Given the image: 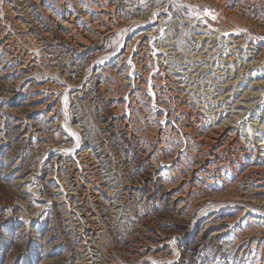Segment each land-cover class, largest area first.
<instances>
[{
	"label": "rangeland",
	"instance_id": "rangeland-1",
	"mask_svg": "<svg viewBox=\"0 0 264 264\" xmlns=\"http://www.w3.org/2000/svg\"><path fill=\"white\" fill-rule=\"evenodd\" d=\"M7 12L18 22L9 21ZM207 14L216 26L225 14L234 17L238 35L247 42L264 38V0H0V264H85V247L96 250L103 264H256L212 241L202 249L195 246L210 215H218L217 229L237 227L250 216L264 228L256 203L247 207L249 202L235 200L232 192L205 190L183 212L169 191L166 170L174 161L161 154L155 165L163 175L157 177L149 173L154 163L146 164L141 156L144 143L154 139L149 116L155 111L159 125L167 123L168 109L158 102L154 82L168 66L185 71L192 66L186 79L195 81L193 100L207 116L214 107L207 89L216 85L220 90L224 84L223 76L216 77L219 70H213L217 62L243 69L241 78L248 85L242 89L255 81L253 92L264 93V69H246L244 53H235L229 33L206 26ZM97 26L105 31L97 32ZM204 36L215 46L206 48ZM6 40L37 60L31 70H17L3 48ZM122 54L123 64L116 60ZM120 65L125 69L118 73ZM141 76L145 86L139 89L149 104L131 91ZM242 93L237 90L228 104L224 101L225 118L235 101L246 102ZM125 118L134 126L123 125ZM250 122L254 126L243 118L239 125L246 128ZM179 134L177 148L168 147L189 163V139ZM82 150L87 155L80 157ZM78 157L93 159L104 180L100 205L95 202L97 181ZM210 177L214 187L231 184L226 175L222 181ZM240 183L237 187H245ZM124 186L133 191L125 199ZM84 209L99 219L95 228L101 233L94 243L83 241L75 220L85 219Z\"/></svg>",
	"mask_w": 264,
	"mask_h": 264
},
{
	"label": "bare ground",
	"instance_id": "bare-ground-1",
	"mask_svg": "<svg viewBox=\"0 0 264 264\" xmlns=\"http://www.w3.org/2000/svg\"><path fill=\"white\" fill-rule=\"evenodd\" d=\"M6 16L8 17L9 21L18 22L17 20L15 21L16 18L11 13L7 12ZM203 17L204 23L209 27V29L211 28L216 33H229V43L231 44L232 49H234L235 53L237 54L241 52L244 53V56L246 58V69L251 67L264 69V38H254L252 41L250 40L251 42H247L244 36V38H242L237 33L239 30V21L235 20L234 17H230V15L228 16L225 14L222 19L219 20L220 22L218 23L221 24L218 26H216V19H214L212 16H208L207 14ZM65 25L66 23H64L63 26ZM97 30V32L105 31V27L97 26ZM203 38L204 39L202 40V43H206V36H204ZM207 38L210 39L209 36H207ZM7 40L4 41L3 44H1L4 45L3 48H5V50L9 53L8 58L10 59V61L13 64L17 63V70L21 71V74H23L22 72L31 70V67L34 66L37 60L30 56L29 53H26V55L23 56L24 53H20L18 49L15 50L12 43H9V41ZM214 41L215 40L208 41L205 44V47L207 45L209 47H214ZM208 46L206 48H208ZM168 49L174 48L170 47ZM28 52L31 51L29 50ZM118 54L120 53H117L116 55ZM199 54L200 52L197 55ZM125 56L126 54H122L120 55V57L117 56L116 60L119 63L123 64V57L125 58ZM222 61L224 62V64H226L224 59ZM14 65L16 66V64ZM120 66L121 67L117 69L118 73L120 72V70H122V67H124L123 65ZM168 67L169 70H161L163 76H159L158 78L155 77L154 82L156 94L159 96L158 102L161 104V107H165L164 110L168 109L167 123L159 125L158 120L161 116L159 117L157 113L155 114L154 111V113L148 118V121H152L153 123L151 133L153 134L154 139H148V141L144 143L145 145L142 146L143 152L141 156L143 161L146 164L154 163L153 167L155 166L153 169L150 167L151 169L149 170V173L157 177H161L163 175L162 169L158 166L159 164L157 166L155 165L157 163L156 160H159V158L163 155L165 156L167 161H174V164L171 165L173 166V168L171 167L172 169H169L168 167L166 170L168 181L171 183V189L169 191L173 192L171 194L173 203L177 204L176 206H178V208L183 212L188 211L193 207V203L191 202L193 198H195L196 196H202L203 194L205 195V190L207 191V193L208 190H210L209 193H215L217 195L232 192V196L235 200L249 202L247 203L249 204L247 205V207H252V203H256L259 208L258 210L264 213V197H260V195L264 194V95H262L264 93L259 91L253 92L254 88H251V86L258 85V82L254 81L251 85H249L250 87L248 89L246 88V90H244L241 87L243 85H248V83L246 84L243 78H241L243 69L239 70V67H237V65L235 64L234 67L230 68L227 67V65L226 67L223 64L221 65V62H217L214 65L213 70H219V72H217L220 75L216 77L220 78L223 76L222 80L224 84L221 86L222 88H220V90L217 89L216 85L211 88L213 90H210L209 88L207 89L210 91V93L212 94V98L214 99L211 103V105L214 106L212 109L213 112L211 113V115L207 116L206 110H203L204 107L203 109H201L200 107L202 106H198L196 101L194 102L193 100V90L196 88L195 81L192 83H188V80L186 79V76H188L187 74H189V72L191 71L192 66H190V64L187 67L185 66V69H187V71L177 70L173 68L172 65ZM123 69H125V67ZM231 70H235V73L238 72V75H234ZM253 74L254 73H252V75ZM250 77L256 79V77L254 76ZM143 78L144 77L138 78L136 82L137 85L135 86V88H132L131 91L135 92V94L139 96V98L141 97L147 104H149V98L145 96L143 90L139 89V86H143L144 89L145 85L143 83ZM192 79L194 78L191 76V80ZM127 81L124 80L125 83ZM237 90H241L243 92L242 98H247V100L244 103H241V100L235 101V104L229 107L231 108V110L228 111L229 117L225 118V106L230 102V98L228 97L235 96ZM216 91H218V93H215ZM135 94H133L132 96H135ZM225 100L226 104H224ZM250 116H252V119L250 118ZM243 118L248 121H254V126L252 125L253 122L252 124L251 122L247 123L246 128L244 126H240L239 123ZM125 124L130 125V127L134 126L133 122H131L128 118L124 119L123 125ZM138 129L135 128L134 130L138 132ZM179 133H183V136H185L187 140L189 139L190 143H188V152L191 158V161H188L189 163L184 162V156H181L180 160L177 159V152H175V150L172 151V147L173 149L177 148L175 136H177ZM84 154H86L84 150L80 151V157H82ZM161 154L163 155L160 156ZM80 157H78V162H81L82 166L85 168L87 167L88 171H90L88 173L91 174L89 178H92V181L93 179H96L97 181L95 183L97 189L94 190L96 198L95 202L100 205V203L104 201L102 184L104 180H102L101 176L99 175L97 165L94 164L93 159L87 158L84 161H80ZM77 167L79 166L77 165ZM72 172L75 174L74 185L78 187L79 185L77 182V174L74 170ZM170 172L171 174L173 173L176 176L173 177ZM210 175L214 176L217 181H222V178H224L223 176L226 175L227 179L231 181V184H228L224 187H222L221 185V187H214L212 185L214 179L211 178ZM242 181L243 184H245V187H237ZM122 189L124 190L123 193L125 194L123 199H125V196H127L129 193L133 192L129 186H124V188ZM244 209L245 210L243 212L247 213L248 209ZM85 212V219L77 217L75 220L78 222L77 225L80 227V231L83 232V236H85L83 238V241L89 239L90 242L94 243L96 240L95 238L98 237L97 235L101 233L97 232L95 228V223L99 219L97 220L98 216L96 217V215L92 211L86 209ZM84 221H87L89 225L85 226L83 224ZM217 223H220L218 221V215H210L206 218V221H204L203 223V229L201 230L202 232L200 236L195 238V246L197 248L202 249V247H204V244H208V241H212L218 247L226 248L233 255H237L239 259L243 258L244 256L245 260H253V262L255 261L256 264H264V228L256 226L257 219H255V216L254 218L251 216L246 217V219H244V222L237 225V227H234L232 225H223L219 229H217L215 227ZM211 230L212 232L210 233V235L206 237ZM83 243L85 244V242ZM85 252L87 256L85 258H82L85 264L104 263H101L100 260L96 259V254L93 252V249L91 250L90 248L85 247ZM235 261L237 262V260Z\"/></svg>",
	"mask_w": 264,
	"mask_h": 264
}]
</instances>
